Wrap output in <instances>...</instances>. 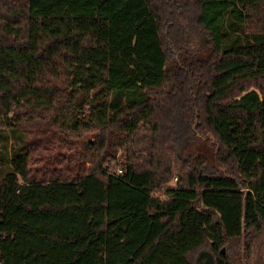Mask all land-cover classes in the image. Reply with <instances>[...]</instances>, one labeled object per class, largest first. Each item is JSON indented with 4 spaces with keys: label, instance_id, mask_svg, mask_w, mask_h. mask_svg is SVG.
<instances>
[{
    "label": "trees",
    "instance_id": "16d2710c",
    "mask_svg": "<svg viewBox=\"0 0 264 264\" xmlns=\"http://www.w3.org/2000/svg\"><path fill=\"white\" fill-rule=\"evenodd\" d=\"M200 250L264 264V0H0V264Z\"/></svg>",
    "mask_w": 264,
    "mask_h": 264
},
{
    "label": "water",
    "instance_id": "95a60500",
    "mask_svg": "<svg viewBox=\"0 0 264 264\" xmlns=\"http://www.w3.org/2000/svg\"><path fill=\"white\" fill-rule=\"evenodd\" d=\"M198 264H213L211 255L206 251H200L196 256Z\"/></svg>",
    "mask_w": 264,
    "mask_h": 264
},
{
    "label": "rangeland",
    "instance_id": "374dc122",
    "mask_svg": "<svg viewBox=\"0 0 264 264\" xmlns=\"http://www.w3.org/2000/svg\"><path fill=\"white\" fill-rule=\"evenodd\" d=\"M173 182H174L173 178L170 181H168L169 184H172ZM152 194L155 196H158L161 199L164 198L163 194L160 191H154V192H152ZM200 251H203V250H200Z\"/></svg>",
    "mask_w": 264,
    "mask_h": 264
},
{
    "label": "built area",
    "instance_id": "2783aa9c",
    "mask_svg": "<svg viewBox=\"0 0 264 264\" xmlns=\"http://www.w3.org/2000/svg\"><path fill=\"white\" fill-rule=\"evenodd\" d=\"M119 172V170H117Z\"/></svg>",
    "mask_w": 264,
    "mask_h": 264
}]
</instances>
